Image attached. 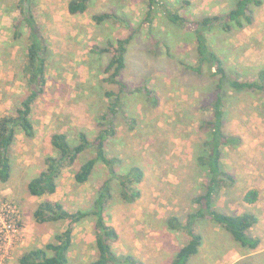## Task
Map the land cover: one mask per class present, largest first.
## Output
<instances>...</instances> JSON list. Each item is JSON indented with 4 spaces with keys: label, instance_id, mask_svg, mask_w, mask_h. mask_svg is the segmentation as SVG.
Masks as SVG:
<instances>
[{
    "label": "rangeland",
    "instance_id": "1",
    "mask_svg": "<svg viewBox=\"0 0 264 264\" xmlns=\"http://www.w3.org/2000/svg\"><path fill=\"white\" fill-rule=\"evenodd\" d=\"M155 1L156 12L148 21L150 0H92L89 11L78 16L69 15L70 0H31L46 40L47 87L33 110L36 135L33 139L18 135L11 150L13 178L7 184L0 182V215L12 208L10 216L18 230L6 241L0 237V264H12L26 250L37 247L31 245L34 238L42 245L54 228L58 233L65 229L67 223L36 222L34 212L41 199L30 196L27 182L44 169L46 157L57 155L51 144L54 133H66L72 146L78 144L81 132L94 140L100 133V117L117 95L121 98L114 119L117 135L107 144V155L123 160L117 166L119 175L140 168L145 177L138 186L141 197L134 203L123 201L120 183L112 182L113 199L106 206L105 218L120 234L116 254L127 255L133 247L147 258L143 262L137 253L142 264H172L189 242L186 232L170 230L167 222L174 216L186 220L195 208L194 198L205 191L206 174L196 158L204 150L206 134L200 126L208 114L206 106L215 98V81L209 66L202 75L189 69L199 63L194 34L170 23L167 13L201 20L230 12L238 0ZM18 2L0 0V120L16 115L29 95L24 70L30 30L25 25L16 28ZM251 9L253 23L244 29L232 25V31L225 32L219 26L209 35L228 75L241 81L255 80L264 72V5ZM105 13L120 20L97 24L94 16ZM131 34L134 41L127 67L119 78L131 90L127 93L107 80L105 70L112 56L98 53L97 48ZM136 88L151 94L135 92ZM109 92L114 97L108 98ZM225 131L241 142L225 150L224 168L235 181L226 184L214 209L257 216L259 223L251 235L259 237L262 245L247 253L208 218L196 227L206 238L189 264H264V94L230 92ZM93 157L95 151L90 149L75 165L64 169L58 192L45 200L61 202L71 212L93 206L109 178L106 166H97L90 183L75 181L80 166ZM250 191L258 192L254 204L245 201ZM86 225L83 232L90 223ZM78 240L70 251L72 264L81 257L97 259L91 247L93 237L80 236ZM84 243L89 248L82 255Z\"/></svg>",
    "mask_w": 264,
    "mask_h": 264
},
{
    "label": "trees",
    "instance_id": "2",
    "mask_svg": "<svg viewBox=\"0 0 264 264\" xmlns=\"http://www.w3.org/2000/svg\"><path fill=\"white\" fill-rule=\"evenodd\" d=\"M92 0H70L67 5L71 16L86 14L90 9ZM148 5V21L151 14L156 12L155 0H150ZM264 0H238L235 8L230 12L217 16L205 17L201 20H190L174 11H168L167 18L175 26L182 27L194 34L197 44L198 65L189 67L198 75L203 74L204 67L209 66L212 78L215 81V98L206 106L208 114L202 120L200 131L206 134L203 154L196 158L197 164L206 174L204 193L194 198L195 208L190 212L186 220L179 217H171L168 227L172 231L186 232L189 242L177 252L172 264H189L192 257L199 254L203 245V236L196 232L197 225L206 219L223 228L232 239L246 250L247 253L257 251L262 240L251 235V230L259 223L255 215L241 214L231 215L214 209L216 199L226 187L227 183H233L234 177L224 168L225 150L228 147L237 146L241 142L239 137L227 134L226 121V97L232 93H263L264 72L258 73L255 80L241 81L228 75L224 60L210 43L209 35L215 27H221L225 32L232 31V25H237L239 30L253 23L252 7H262ZM17 9L20 12V20L16 28L20 30L22 25L30 30V45L25 64V74L28 79L29 95L23 101L16 115L6 116L0 120V182L7 184L13 178V160L11 150L21 133L27 138L33 139L36 135L32 121L34 106L46 92L47 87V59L45 57V38L42 35L41 26L38 23L36 8L31 0H19ZM107 20H120L115 14H99L94 16L97 24ZM153 20L150 21L152 23ZM134 41V34L127 38L118 39L108 43L107 47L97 48L98 53H108L112 57L106 68L108 81L119 85L122 92L131 93L127 85L119 81L122 72L127 67V55ZM106 80V81H107ZM135 92L145 91L136 88ZM134 93V92H133ZM108 98L114 97L112 92L106 94ZM121 98L117 95L105 114L100 117L98 123L100 133L91 140L87 133L79 134V142L72 146L68 135L56 132L52 135L51 144L57 155L45 159L46 168L28 184L30 196L43 198L52 196L58 192L59 180L64 169L75 165L82 154L93 149L95 157L82 164L75 173V181L80 185L91 182L99 164L106 166L109 174L108 180L100 189L94 201L92 210H78L71 212L61 202L46 200L40 203L34 218L39 224L67 223L66 231L57 233L54 239L43 248H37L25 252L19 258V264H70L69 253L73 248L74 230L88 218H94V231L98 258L89 264H141L133 256L120 257L113 249V244L119 241V233L108 223L105 218V210L113 199L112 182L118 181L121 186V198L127 203H134L141 197L139 185L142 183L145 173L140 168H133L125 175L117 173V166L123 160L116 157H108L107 144L117 135L115 117L119 114ZM258 192L250 191L245 196L248 204L257 201Z\"/></svg>",
    "mask_w": 264,
    "mask_h": 264
},
{
    "label": "crops",
    "instance_id": "3",
    "mask_svg": "<svg viewBox=\"0 0 264 264\" xmlns=\"http://www.w3.org/2000/svg\"><path fill=\"white\" fill-rule=\"evenodd\" d=\"M36 129L37 128H35V131H36ZM47 158V157H46ZM46 168V165H45V161H44V169ZM44 169H41L40 171H39V173L38 174H36L35 176H33V177H31L30 178V180L27 182V190H28V184L30 183V181L33 179V178H35L36 176H38ZM13 172H15V168H14V164H13ZM63 173H64V171H63ZM59 182H60V180H59ZM35 198V197H34ZM48 198V196H45V197H43V198H40L41 199V201H40V203H42V202H44V201H46L45 199H47ZM94 203V202H93ZM82 210V209H81ZM83 210H86L85 208L83 209ZM87 210H92V206L89 208V209H87ZM86 223H90V225H89V229H87V230H85L84 232H83V230L87 227V225H86ZM110 224V223H109ZM111 225V224H110ZM67 227H68V224H66V227H65V229L62 231H60L59 233H61V232H64V231H66V229H67ZM114 227V226H113ZM218 227V226H217ZM115 228V227H114ZM116 229V228H115ZM219 229V228H218ZM117 230V229H116ZM215 231H219V230H215ZM118 232V231H117ZM58 232H56V229L54 228L53 229V233H52V235H49V237L48 238H46L47 240H45L44 241V243H42V245H40V244H38V241L36 240V238H34L33 239V243L31 244V245H36L37 247H32L31 245H29L28 247H32V248H30V249H28V250H26L25 252H27V251H30V250H33V249H37V248H43L45 245H47L49 242H51V238L53 237V239H54V236L57 234ZM87 235H89V236H92L93 237V243L91 244V247H92V250H93V254L95 255V257L94 258H98V250H97V247H96V240H95V231H94V218L93 217H90V218H88L86 221H84V222H82L81 224H79L76 228H75V230H74V241H73V247H74V244L76 243V239L78 240V237H83V238H86L87 237ZM119 237H120V234H119ZM255 237V236H254ZM205 236H203V245H204V241H205ZM213 238H214V236H213ZM259 238V237H258ZM52 239V240H53ZM79 241V240H78ZM116 244H117V242L116 243H114L113 244V249L115 250V252H116ZM203 245H202V247H203ZM201 247V248H202ZM89 248V246L87 245V243H84V247L82 248V255H85L86 253H87V249ZM73 249V248H72ZM132 250H133V252L132 251H130V252H128L127 253V255H119L118 254V256H120V257H126V256H133L134 258H136L135 256H137L138 254H139V259L140 260H142L143 262H146L147 261V258H142L141 257V255H140V253L138 252V251H134V249H133V247H132ZM24 252V253H25ZM24 253H22L21 255H19L16 259H14L11 263L12 264H19L18 262H19V258L24 254ZM71 253H72V250H71ZM71 253H69V258H70V262H71V264H72V260H73V256H71ZM138 253V254H137ZM93 258V259H94ZM89 260L90 261H85V257H81L80 259H79V262H77V263H75V264H89L90 262H92L91 261V259H90V257H89ZM96 260V259H95ZM94 260V261H95ZM138 260V259H137ZM142 264V263H141Z\"/></svg>",
    "mask_w": 264,
    "mask_h": 264
},
{
    "label": "built area",
    "instance_id": "4",
    "mask_svg": "<svg viewBox=\"0 0 264 264\" xmlns=\"http://www.w3.org/2000/svg\"><path fill=\"white\" fill-rule=\"evenodd\" d=\"M7 214H4V216L0 215V237H3L4 240H8L11 233L17 234V226L14 223V218L10 216L11 213H14L12 211V208L10 210H7Z\"/></svg>",
    "mask_w": 264,
    "mask_h": 264
}]
</instances>
